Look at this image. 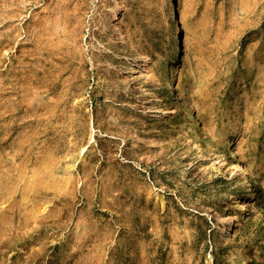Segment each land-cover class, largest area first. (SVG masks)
Segmentation results:
<instances>
[{
    "label": "rangeland",
    "instance_id": "374dc122",
    "mask_svg": "<svg viewBox=\"0 0 264 264\" xmlns=\"http://www.w3.org/2000/svg\"><path fill=\"white\" fill-rule=\"evenodd\" d=\"M0 264H264V0H0Z\"/></svg>",
    "mask_w": 264,
    "mask_h": 264
},
{
    "label": "bare ground",
    "instance_id": "6f19581e",
    "mask_svg": "<svg viewBox=\"0 0 264 264\" xmlns=\"http://www.w3.org/2000/svg\"><path fill=\"white\" fill-rule=\"evenodd\" d=\"M179 9H180V14H181V17H183L184 19L186 18L185 17V11H184V9H183V7L182 6H180L179 7ZM183 28L185 29V30H187L188 29V23H187V20L185 19V21H184V25H183ZM46 48H48V47H46ZM46 50V49H45ZM58 50V49H57ZM46 74V75H45ZM44 75H45V82H46V85L47 86H49L50 85V79H48L47 77L49 76L48 75V72L46 71V73H45ZM48 75V76H47ZM57 78H55V80H56ZM55 84V83H54ZM56 85V84H55ZM245 210H246V204H245V201H240L237 205H236V214L237 215H239V214H242V213H244L245 212Z\"/></svg>",
    "mask_w": 264,
    "mask_h": 264
}]
</instances>
